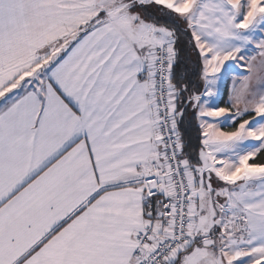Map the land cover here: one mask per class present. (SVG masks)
Segmentation results:
<instances>
[{
  "label": "snow or ice",
  "instance_id": "obj_1",
  "mask_svg": "<svg viewBox=\"0 0 264 264\" xmlns=\"http://www.w3.org/2000/svg\"><path fill=\"white\" fill-rule=\"evenodd\" d=\"M0 264H264V0H0Z\"/></svg>",
  "mask_w": 264,
  "mask_h": 264
},
{
  "label": "trees",
  "instance_id": "obj_2",
  "mask_svg": "<svg viewBox=\"0 0 264 264\" xmlns=\"http://www.w3.org/2000/svg\"><path fill=\"white\" fill-rule=\"evenodd\" d=\"M225 98H226V92L223 96V101H225ZM185 122H186L185 124L181 125V128L185 133V138L189 140L188 151L191 152L198 145V140L196 138L199 133H198V127H197V122L195 120V116L193 113H191L190 109L185 115Z\"/></svg>",
  "mask_w": 264,
  "mask_h": 264
},
{
  "label": "crops",
  "instance_id": "obj_3",
  "mask_svg": "<svg viewBox=\"0 0 264 264\" xmlns=\"http://www.w3.org/2000/svg\"><path fill=\"white\" fill-rule=\"evenodd\" d=\"M225 92H226V98H225V101H227V100H228V87L226 88V90L224 89L223 96H224ZM190 110H191V109H190ZM191 113H193L192 110H191ZM193 114H194V113H193Z\"/></svg>",
  "mask_w": 264,
  "mask_h": 264
},
{
  "label": "rangeland",
  "instance_id": "obj_4",
  "mask_svg": "<svg viewBox=\"0 0 264 264\" xmlns=\"http://www.w3.org/2000/svg\"><path fill=\"white\" fill-rule=\"evenodd\" d=\"M242 71H243V70H242ZM230 84H231V81L229 80V82H228V86L225 87V90H226L227 87L230 86Z\"/></svg>",
  "mask_w": 264,
  "mask_h": 264
}]
</instances>
